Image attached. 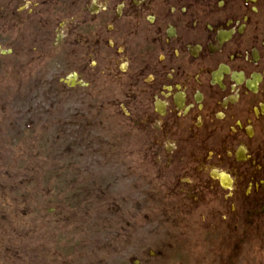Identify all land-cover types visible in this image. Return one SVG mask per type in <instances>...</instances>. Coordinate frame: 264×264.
<instances>
[{"label": "flooded vegetation", "instance_id": "af4514ba", "mask_svg": "<svg viewBox=\"0 0 264 264\" xmlns=\"http://www.w3.org/2000/svg\"><path fill=\"white\" fill-rule=\"evenodd\" d=\"M0 50L4 94L27 100L40 82L50 87L47 115L26 111L50 145L77 144L95 168L82 212L93 191L95 218L113 219L91 231L94 264L105 253L133 264H264V0H0ZM17 208L10 234L22 237L31 226ZM60 233L74 234L51 233L48 264H85Z\"/></svg>", "mask_w": 264, "mask_h": 264}, {"label": "rangeland", "instance_id": "374dc122", "mask_svg": "<svg viewBox=\"0 0 264 264\" xmlns=\"http://www.w3.org/2000/svg\"><path fill=\"white\" fill-rule=\"evenodd\" d=\"M48 71L49 70L47 69L43 73L46 74ZM49 88L50 87L45 86L42 82H40L37 85V93H34L33 97H30L27 100L18 101L13 99L14 97L6 98L5 95H3L5 92L0 89V106H2V101H4L5 106L12 108L11 112L4 115H1L0 111V128H5L6 124L4 122H7L8 120L13 121L14 125H16V128H22L20 125L28 122L30 124L33 123L34 126L40 131V136L37 137L36 132L25 133L24 131L20 130L18 132V139H24V142L21 145L18 144L16 136H11V132L9 130L6 131L3 129V133H0V140H3L0 142V155L3 157V160L0 161V174L1 176H6V178L0 179L1 186L7 187L8 184H13L14 186V188L12 187V191L0 189V202L1 204L6 205L0 206V208H2L7 216L6 221L3 219V217H0L1 221H3L0 224V264H16L13 259V254H11L9 251L4 252L2 250L3 241L11 248L16 245L22 250L24 260L22 262H18L17 264H48L52 261V258L48 253L50 252V248H53L49 236L51 233L57 231V228L60 230V232L75 231L73 235L60 233L70 240L68 244L70 248L68 249L67 254L70 253L73 260L77 261L78 254L81 252L88 254L94 253L92 250L93 241L91 239L93 236L91 234L90 227L93 221L96 219L94 215L100 206H88V210H91L90 214L82 212L86 206H72L71 209L73 212H76V216H73L71 220H68L67 217L64 219V215H62L64 214V210L67 207L59 206V203L63 205V200H61V197H64V199L70 197V195L63 196V193L60 192V190L63 188L62 185L53 190L51 194H39L42 193L40 187L47 183L46 178H48V172L51 171V168L53 167H55L54 169H57L59 166L57 164L63 163V161H65L64 158L66 157V155H62L59 150L58 153H56V149H60V146L59 148L49 146L53 143L51 138H47V141H49L47 145L44 144L43 140L45 139V136L42 134L43 130H40L37 126L38 122L41 121L34 119L33 112L26 111L27 109L25 108L27 106L30 108H44V110L41 111V113H43L41 116L44 118L47 115L46 109L49 104V102H46V98L50 97ZM7 100L9 104L6 103ZM17 108H24V112L22 110L21 112H17V110H19ZM33 120H35V122H33ZM42 122L46 127H49L48 120L45 119ZM46 134L49 136L50 131ZM33 143H35V145H33ZM22 147L23 149L21 150ZM53 159H55L56 163H52ZM72 165V170L81 169L78 166V162ZM38 170L41 174H39L36 179H32L33 175ZM93 171L94 167L87 168L83 174V177L87 180V178L91 177L92 175L96 176V173H92ZM104 176L108 177V175ZM104 176H102V178H107ZM106 180L109 182L111 181L110 179ZM109 186L111 187V184H109ZM7 191L10 192L7 193ZM70 191L71 190L69 189V193ZM49 200L55 202L48 203ZM51 203H56L58 206H51ZM15 206H18L16 210L17 212L19 211V214L24 213L21 215V218H18V223L23 224L22 227H25V223L30 224L32 240H26L27 235L20 237L19 234H13V232L10 234V224L13 223L14 219L16 218L13 217L10 211L13 210ZM47 208H54V214L62 213V221L55 222L51 215H46L45 212ZM104 208L106 209L108 206H104ZM129 209L130 206H127L124 209L121 207V211H126ZM84 217L88 219V222L84 219ZM109 218L103 219L102 221L96 219V223L94 224L95 230L106 231L108 229H106V227H108L107 225H111L107 222L110 220ZM87 228L88 230H86ZM102 238L104 240L108 239L106 235H103ZM86 239L88 241L87 247L84 245V240ZM43 242H45V247L39 246V243ZM255 255L259 257V246L254 249L252 257ZM36 256L39 260L38 262L34 260ZM102 256L107 258V262L105 264H130L128 262V255H114L107 253L103 254ZM81 261L85 264H94V255L89 254L88 260L82 259ZM256 263H259V260H257Z\"/></svg>", "mask_w": 264, "mask_h": 264}]
</instances>
